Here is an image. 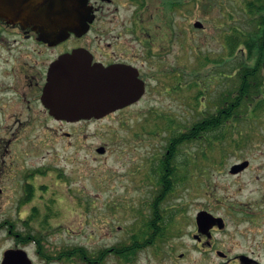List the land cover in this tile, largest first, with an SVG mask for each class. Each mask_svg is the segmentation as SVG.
Here are the masks:
<instances>
[{"label": "flooded vegetation", "instance_id": "1", "mask_svg": "<svg viewBox=\"0 0 264 264\" xmlns=\"http://www.w3.org/2000/svg\"><path fill=\"white\" fill-rule=\"evenodd\" d=\"M151 3V0H65L66 12L77 16L81 25L72 30L66 29L60 36L49 33L47 26L11 23L0 18V113L10 100L15 101L21 113L14 125L28 127L32 131L43 129L50 139L66 140L68 146L79 148L85 146V143L81 146L79 140L85 139L86 127L133 110L148 91L159 95L176 93L180 84L178 67H168L164 55L166 41L172 42L169 38L175 40L177 37L172 33L177 26L172 16L179 11L180 0H174V7L171 0H156L153 3L156 5L155 12L149 13ZM165 6L170 19L164 23L168 26L162 28L161 34L157 32L159 37L145 31L142 17L155 21L161 10L162 18ZM117 15H123L125 20L114 24L112 17ZM73 54L82 56L78 57L79 61L89 60V66L104 70L131 67L143 83L142 96L133 104L115 107L103 115H84L71 120L56 118L42 99L49 70L59 58ZM244 60L255 63L251 69L257 84L249 112L254 122L264 129V55L252 59L245 57ZM157 63L162 64V69L154 72ZM222 77L226 79L220 92L223 104L219 106L216 99L211 111L217 113L221 110L225 125H229L226 99L229 76L223 74ZM153 80L154 87L151 86ZM16 135L17 132L11 133L9 140H17ZM3 138L5 135L0 121V140ZM101 148H104L103 154L99 153ZM108 149L107 145L89 147L98 156L105 155ZM255 156L258 162L253 181L256 185L244 199L230 193L227 187L218 195L216 186L209 184L203 191L207 208L198 209L193 217L176 216V212L174 216L150 217L151 207H161L165 201L159 193L164 190L163 180L160 179L163 171L153 170V178L145 175L149 183L156 184L152 199L142 203L145 207L148 204L147 215L134 218L118 242L117 238L111 239L113 229L118 233L121 227L112 222L105 227L106 235L101 234L102 227L96 221L89 224L88 233L83 230L74 232L62 222L54 225L50 205L53 204L55 191L46 183L36 185L51 176L49 165L26 168L18 184L16 174L14 187L9 193L0 189V196L4 195L0 201V264H264V152ZM222 157L225 160L229 154H222ZM157 160L159 165L161 156ZM245 161L246 168L235 169L231 173L234 165ZM251 166V161L240 159L229 167L228 176L242 175ZM173 172L178 173L177 170ZM169 180V187L174 190L176 180L173 177ZM195 189L197 187L192 190ZM79 201H76L79 204L77 208L84 209V203ZM201 213L202 216H199ZM116 214L117 206L111 204L107 206L102 220L115 218ZM78 215L80 225L81 217ZM148 221L149 226L145 224ZM92 227H96L97 231ZM96 232L99 234L94 237Z\"/></svg>", "mask_w": 264, "mask_h": 264}, {"label": "rangeland", "instance_id": "2", "mask_svg": "<svg viewBox=\"0 0 264 264\" xmlns=\"http://www.w3.org/2000/svg\"><path fill=\"white\" fill-rule=\"evenodd\" d=\"M151 1L149 13L155 12L156 7L153 4L156 0ZM244 1L180 0L179 11L172 16L177 24L172 33L177 37L175 40L168 37L172 42L166 41L164 55L168 67H178L181 81L177 92L159 95L150 90L133 110L118 113L101 124L86 127L85 139L79 140L81 146L85 143L83 147L74 148L68 146L66 140L50 139V135L43 129L32 131L31 128L14 125L21 109L17 107V102L10 100L0 113L1 129L5 135V138L0 140V189L9 193L14 187L16 174L18 184L24 169L39 167L41 164L49 165L51 176L36 185L46 183L55 191L51 201L53 204L50 205L53 224L62 222L74 232L83 230L88 233L89 224L96 221L102 227L101 234L106 235L105 227L112 222L121 227V231L116 233L113 229L114 236L111 240L117 238L118 242L122 239V232L133 223L134 218H141L142 214L147 215L148 204L145 207L142 203L152 199L156 184H150L145 175H149V178L155 177L152 171L157 169V158L165 152L170 134L177 131L181 125H188L201 117L194 108L210 113L211 105L220 96L222 82L226 81L222 75L231 77L239 58L248 56L244 51L242 56L230 57L228 44L224 39V36L229 34L231 25L238 24L244 33H247V18L242 11ZM168 12L166 7L165 15L161 18V10L158 11L155 21L142 17L145 31L159 37L157 32L161 34L162 28L168 26L164 23L170 19ZM112 18L114 24L125 20L123 15ZM196 21L201 22L202 29L193 27ZM205 62L208 65L202 66ZM160 65L157 63L154 66V72L162 69ZM193 71L197 76L199 88H189L190 80L195 77L189 75V72ZM154 84L153 80L151 86L154 87ZM200 93L202 96L198 95ZM198 103L206 107L202 109ZM24 118L22 114L23 121ZM233 124L235 131L231 132L234 128L230 127L223 144V154H229V157L224 160L219 147L211 152L206 151L207 160L196 156L198 168L206 171L200 173L196 167L194 172L192 163L184 171L177 170L178 175L184 173L186 177L183 183L176 180L180 184L176 185L162 204L169 215L171 211H175L176 216L193 217L198 209L207 208V198L203 191L209 184L216 186L218 195L227 187L230 193L241 199L256 185L253 181L256 174L255 165L258 162L255 155L264 152V129L254 121H236ZM14 132H17V140H9ZM231 140L241 141L243 147H236ZM91 145H107L109 149L105 155L98 156L89 150ZM205 148L208 149L206 142L180 148L182 151L177 155L176 164L183 162L189 153L195 155ZM217 155L221 156L219 161L213 159V156ZM154 158L156 159L153 160ZM243 158L251 161V169L230 178L229 167ZM193 161L196 163L195 159ZM213 162L217 168L211 167ZM192 185L197 189L192 190ZM3 196H0V201L4 199ZM78 199L84 203V209L77 208ZM111 204L117 206L116 217H106L102 220L107 206ZM78 214L81 217L80 225ZM91 229L97 231L96 227ZM61 234L66 236L63 232ZM95 234L94 237H97L99 233Z\"/></svg>", "mask_w": 264, "mask_h": 264}, {"label": "water", "instance_id": "3", "mask_svg": "<svg viewBox=\"0 0 264 264\" xmlns=\"http://www.w3.org/2000/svg\"><path fill=\"white\" fill-rule=\"evenodd\" d=\"M64 4L65 0H0V18L11 23L47 26L49 33L60 36L66 29L81 25L77 16L66 12ZM195 27L200 28L201 24L196 23ZM78 57L82 56L61 57L50 68L43 102L56 117L103 115L142 96L143 83L131 67L104 70L91 67L89 60L79 61Z\"/></svg>", "mask_w": 264, "mask_h": 264}, {"label": "trees", "instance_id": "4", "mask_svg": "<svg viewBox=\"0 0 264 264\" xmlns=\"http://www.w3.org/2000/svg\"><path fill=\"white\" fill-rule=\"evenodd\" d=\"M171 5L174 7V0H171ZM242 11L244 16L247 18V33H244L243 28L238 24H235L230 26L229 34L224 36V39H226L228 44L230 57L235 58V56H242L244 51L248 54V56H245L247 58L252 59L254 57L263 56L264 0H245L242 6ZM242 58H239V61L235 63L234 73L233 75L231 74L229 80L226 98L228 102L227 116L230 120V123L227 126L228 129L224 123V114L221 112V110H218L217 113L213 114L207 113L205 111L201 112L199 109L193 107L195 111H197V114L201 115V117L197 121H194L188 125H181L177 131L175 130L170 134V137H168L165 152L162 156L161 162L158 165V169L163 171L160 179L163 180L164 190H160L159 192L162 194V199L167 198L172 192V186L169 187V179L173 177L175 180H179L181 183H183V180L186 177L184 173L180 176L178 173H172V170L174 171L182 169L180 171H184V169H187L190 163L196 167L193 159L196 160V156H198L203 160H207L206 151L211 152L220 147L221 153H224V139L226 138V134L230 130V127L235 126L233 122L254 121L253 117L251 116L252 114L249 112V106L254 103V89H256L257 84V78L254 75L253 69H251L255 66V63L247 62V60H242ZM207 65L208 63L202 64V66ZM189 75L195 76L192 79L193 81L190 80L189 88H199L200 85H197V76L194 74V71L189 72ZM198 95L202 96L201 93ZM194 99L196 100L197 97ZM222 100L223 97L220 96L218 100L219 106L223 104ZM198 104L199 106L201 105L202 109H204V106L201 103ZM216 129L218 131H216L217 133L214 131ZM234 131L235 128L231 129V132ZM217 138L219 140H217ZM202 142H206V147L208 149H202L198 154L195 155L189 153L188 157H186L183 162H181L179 165L176 164L177 155L182 151V149L192 144H200ZM231 142L235 144L236 147H240L241 145L239 144L241 141L231 140ZM151 211L152 213L149 215L150 217L159 215L170 216L168 211L164 208L162 209V207H151ZM145 224L149 226L150 222L148 221Z\"/></svg>", "mask_w": 264, "mask_h": 264}]
</instances>
